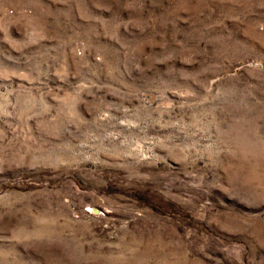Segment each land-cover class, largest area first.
<instances>
[{
	"label": "rangeland",
	"instance_id": "rangeland-1",
	"mask_svg": "<svg viewBox=\"0 0 264 264\" xmlns=\"http://www.w3.org/2000/svg\"><path fill=\"white\" fill-rule=\"evenodd\" d=\"M0 264H264V0H0Z\"/></svg>",
	"mask_w": 264,
	"mask_h": 264
}]
</instances>
